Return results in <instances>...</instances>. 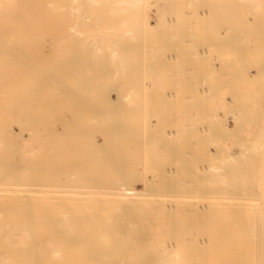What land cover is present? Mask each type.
Wrapping results in <instances>:
<instances>
[{"label":"rangeland","instance_id":"374dc122","mask_svg":"<svg viewBox=\"0 0 264 264\" xmlns=\"http://www.w3.org/2000/svg\"><path fill=\"white\" fill-rule=\"evenodd\" d=\"M209 1L218 3L216 14L203 24L196 17V11L204 8L203 0H194L192 27L185 23L186 0H145L140 7L128 6L127 13L115 17L110 13V0L96 4L95 9L102 11L95 17L99 25L113 22L121 26L127 19L136 30L122 28L104 38L116 43L117 55L101 56L103 74L94 77L91 68L77 67L72 79L63 82L65 94L55 97L57 118L67 121L55 134L59 140L64 134L73 138L67 152L78 163L74 175L124 176L123 184L132 194L128 203L132 213L125 215L123 207L109 203L114 196L103 190H107L101 187L105 183L97 187V182L86 183L84 177L76 176L56 181V171L52 172L54 180L41 186L45 191L39 194L66 196L73 207L93 209L106 217L113 215L107 211L118 209L122 214L118 228H113L115 223L108 224L112 230L99 231L97 239L126 244L120 255L124 264H172L170 256L177 262L173 264H212L218 204L227 195L234 210L243 216L246 238L241 248L246 264H264V64L249 62H259L263 55L257 49L264 47V0L263 12L255 17L247 14L250 10L244 2ZM119 3L122 9L126 7ZM48 40L46 37L43 44L46 54H57L58 59L67 55L52 49ZM57 40H61L60 28ZM202 50L208 52L201 60ZM191 67L193 116L198 115L197 93L202 113L199 122L193 117V124H198L193 130L186 128L185 106V77ZM50 91L44 89L40 94ZM39 131L44 140L51 138L46 127L40 126ZM14 141L12 145L17 146ZM18 142L22 144L20 138ZM45 156L52 162L51 151ZM172 169L176 170L173 175ZM220 171L229 173V180H220ZM192 172H198L201 179L191 178ZM171 177L178 188L191 187L188 194L184 192L187 196H180L181 188L169 184ZM179 199L187 205L173 209L172 216L191 221L180 228L171 227L165 220L170 206ZM73 207L68 209L75 211ZM77 231L82 232L75 229L72 233Z\"/></svg>","mask_w":264,"mask_h":264},{"label":"bare ground","instance_id":"6f19581e","mask_svg":"<svg viewBox=\"0 0 264 264\" xmlns=\"http://www.w3.org/2000/svg\"><path fill=\"white\" fill-rule=\"evenodd\" d=\"M110 1L109 5L113 6L110 13L115 17L123 11L127 13L128 6H134L135 9L136 6L140 7L145 0ZM115 1L118 3L113 5ZM237 1L248 5L250 13L247 10V14L253 17L263 12L262 0ZM119 2L125 3L126 7L122 9ZM98 3H107V0H86L85 2L82 0H0V264H124L120 255L126 244L123 245L118 241L108 244L97 239L99 231L112 230L107 227L108 224L110 226L111 223H115L116 226L113 228H118L121 213L118 209L114 212L107 211V213H113L112 217H106V213L93 209L84 210L83 207L74 206L76 210L73 211L68 209L73 207L68 197L39 194L43 190L41 186L54 180L52 172L56 171L59 177L56 181H65L70 176H76L79 179L84 177L82 179L86 183L88 180L97 182L95 183L97 187L101 186L100 182L105 183L101 187H106L107 190H103L114 196V200L109 203L113 204L114 208L123 207L122 213L125 215L132 213V209L128 206L132 194L130 188L123 184L124 176H118V173L117 177L115 174L108 173L105 178H100L94 173L90 178L80 173L78 176L74 175V170L78 169V163L74 162L75 157L69 156L67 152L72 149L73 138L71 135L64 134L59 140L55 134L67 124L64 117L58 119V114L55 113L56 95L65 94L64 80L72 79L73 70L77 67L91 68L94 77L102 75L104 66L99 65L102 57L108 54L114 58L117 55V50L113 48L116 43H109L103 39L118 34L122 28L126 31L136 30L135 25L134 29L131 28L127 19L121 26L112 24L113 22H108L104 26L99 25L95 19L97 15L102 14V11L95 9ZM216 4L218 3L203 0L204 8L202 11H196V17L201 23L208 22L210 16L213 17L216 14ZM186 5L185 23L192 27L191 17L195 16L194 0H186ZM65 7L68 8L67 11ZM136 13L140 14V10ZM59 28L61 29L60 42L57 40ZM46 37L50 38L48 41L51 42L52 49L67 55L58 59L57 54H46L43 49ZM99 38H102L103 43H100ZM259 48L254 49L261 50L264 55L262 50L264 47ZM256 51H253L254 55ZM207 52L201 51V60L205 58ZM260 54L258 52L256 57H260ZM58 61H61L59 67ZM254 61L257 62L258 59ZM204 63L206 65V60ZM191 69L192 67L185 77L187 110V124H185L187 129L190 128L189 130H193L194 124H197V122L193 124L195 118L198 116L201 118L202 115V113L199 114L200 94L197 93L196 114L198 115L193 116L195 114L193 113L194 71ZM44 89L51 91L40 94ZM40 126L50 130V139L44 140L41 137ZM85 134H88V131ZM172 134H174L173 131ZM18 138L22 141L21 145ZM13 140L17 146L12 145ZM46 151L53 153L52 162L47 160ZM170 173L173 175L176 170L172 169ZM190 177L194 180L201 179L198 172H192ZM229 177V173L220 171V180L225 181L226 178L229 180ZM168 182L178 190L181 188L179 194L181 191L180 196L183 197L191 188L187 187V189L185 186L178 188L174 177H171ZM197 187L198 185L194 187V190H197L195 189ZM217 189L221 191L220 188ZM225 189L230 191L231 187L227 186ZM191 190L193 192V189ZM222 197L225 198L219 202V211L216 216V258L212 264H246V255L241 248L246 238L245 228L242 226L243 216L239 211L234 210L230 200L226 199L228 195ZM185 201H176L170 206L169 218L165 221L169 222L171 227L177 225L179 226L177 228H180L191 221L175 219L172 216L176 208L187 205ZM177 228L174 226V229ZM75 229H81L82 232L72 233ZM170 262L177 263L173 261L172 256H170Z\"/></svg>","mask_w":264,"mask_h":264},{"label":"crops","instance_id":"0c3cea01","mask_svg":"<svg viewBox=\"0 0 264 264\" xmlns=\"http://www.w3.org/2000/svg\"><path fill=\"white\" fill-rule=\"evenodd\" d=\"M251 64L253 65H258V64H264V55H262L261 57V61L257 62V63H253L252 61H249ZM200 114V112H199ZM200 120V116H198V121Z\"/></svg>","mask_w":264,"mask_h":264}]
</instances>
